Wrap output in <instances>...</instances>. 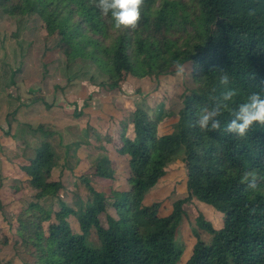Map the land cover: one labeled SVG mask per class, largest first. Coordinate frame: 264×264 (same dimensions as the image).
<instances>
[{
    "label": "trees",
    "instance_id": "obj_1",
    "mask_svg": "<svg viewBox=\"0 0 264 264\" xmlns=\"http://www.w3.org/2000/svg\"><path fill=\"white\" fill-rule=\"evenodd\" d=\"M0 14L19 20L38 17L45 39L56 37L50 53L62 55L58 70L66 77L53 85L50 93L55 96H75L83 88L77 77L82 71L71 70L78 62H84L80 69L93 70L88 82L99 93L122 95L130 82L138 95L145 85L156 84L158 89L162 78L175 74L173 62L185 64V75L193 81L192 89L180 95L177 113L152 116L145 105L132 102L126 118L110 115L99 125V119L85 111L90 109L87 101L78 110L72 103V112L48 104L45 93L33 97L30 105L20 104L37 111V118L20 122L13 113L15 131L11 133L9 124L6 131L0 127L2 135L15 139L19 153L4 157L5 174L20 177L11 181L10 189L33 194L26 205L19 204L9 224L15 234L12 244L2 236V246L9 247L14 258L11 264H181L183 246L175 235L188 208L210 240L203 242L195 234L183 264H264V125L254 124L243 139L224 131L251 93L264 95V0H144L137 28L124 31L113 28L95 0H0ZM49 65L54 62L44 63ZM223 72L229 75L228 86L219 83ZM11 75V85H16L15 72ZM43 86L47 93V82ZM228 88L237 95L222 101L227 107L219 117L221 129L201 131L195 124L200 111L216 102L210 97L221 100ZM87 97L91 99L90 93ZM120 98L112 105L116 109H123ZM97 126L107 131L114 127L121 144L88 171L86 158L78 152ZM107 131L104 145L112 138ZM179 153L187 195L162 215L161 203L145 201ZM118 162H125L124 179L118 177ZM57 168L60 176L70 173L84 185L86 197L77 196L74 207L59 196L66 188L54 178ZM253 170L255 190L242 183L243 174ZM195 202L222 214L218 229ZM108 204L116 218L106 213ZM104 214L106 225L100 221ZM92 233L96 247L87 243Z\"/></svg>",
    "mask_w": 264,
    "mask_h": 264
},
{
    "label": "rangeland",
    "instance_id": "obj_2",
    "mask_svg": "<svg viewBox=\"0 0 264 264\" xmlns=\"http://www.w3.org/2000/svg\"><path fill=\"white\" fill-rule=\"evenodd\" d=\"M19 19L20 17L18 16H3L0 14V62L3 64L5 62L6 65L12 69L11 71L15 72V81L17 82L16 86L10 85V83L6 89L4 83L8 81V76L7 80L4 78L0 79V91H4L2 89H5L3 94L6 95L8 93H12L14 96L13 99H15L7 106L9 112H11V110L17 105V100L19 101V104L30 105L29 103L30 101L32 103L31 99L33 97L41 98L46 96L45 98L48 104H60L67 112H72L74 110L73 105H71L72 103L77 104L78 110L81 106H83V103L87 101L90 105V109H86L85 111L96 113L98 115L101 114L104 119L103 121H105L108 114L112 110L115 111V114H118L117 109L114 108L115 101L119 100L120 96H122L124 99L123 108H127V110L124 111L126 112L124 114L125 118L130 113L129 111H131L132 102L145 105V107L150 110L152 116H157L162 111L166 112L171 110L173 113H177L180 109V95L184 93L185 90L189 91L193 87V81L190 77L187 75L177 76L174 74L162 78L158 89H155L156 84L145 85L142 88V93L140 95L134 93V83L132 82L124 85V93L122 95L117 92L112 94L99 93V90L91 87L89 83L91 82L89 81V77H91L93 70L88 68V66H84L80 69V67L84 65V62H78V64L75 65V69L73 67L71 70L72 72L74 70H78L77 72L80 70L82 71V75H80L79 72L77 77H79V80L82 81L83 88L80 89L78 94L75 96L71 95L64 97L62 95H56L55 97L54 94L50 93L53 85L62 83V81H64V77H66L63 70L59 71L62 65L58 64V62L62 61L60 58L62 55L57 54L55 51L54 53H50L52 49L54 50L53 45L56 37L52 36L49 39H45L46 33L42 25L43 23L38 17L32 16L29 18L24 17V19L21 20ZM50 62H54V66L49 65L48 67H44V63ZM4 69L5 68L3 66L0 67V74H3L2 71ZM95 80L98 81L97 78ZM44 82H47V93L43 91ZM44 93L45 96H43ZM89 93L91 95V99L87 100ZM29 110L23 111V116L20 117L22 122L33 121V119L37 118V111L35 112L34 110L33 112H30ZM10 115L8 114L6 116L4 110H2L0 112V124L3 125L6 121H8V124L11 127V133H13L16 128V123L11 120L13 116ZM76 122L79 128L80 124L78 121ZM97 122L99 125L100 122ZM92 124L94 125V123ZM58 125L59 124L55 123V126L59 127ZM3 126L5 127V125ZM96 128V133L89 131L88 145L83 149V151L81 150L78 152L80 158H86V166L84 167H87V169H89L88 171H91V168L95 167V160L103 156H111L112 148L118 147L121 144L119 132L116 134V129L114 127V132L112 131V128L108 131L105 130V127L103 126H97ZM105 131H110V135L112 137L108 138L110 143L107 145H104L106 137ZM13 140L15 139L12 137H6L5 135L0 136V264H11L14 260V258L11 257L12 252L10 248L2 246V236H6L8 238L9 245L12 244L11 241L15 239V234L14 228L11 229L9 224L13 225L16 213L19 209V204L26 205V203L30 201L33 196L31 191L27 192V190L20 188L19 184L14 185L15 187L20 188L19 191L13 193L12 191L14 190L10 189L11 180L8 177H2V175L7 173L5 171L7 166L6 161H4L5 155L11 159L15 157L14 155H19L18 151L13 147L15 146ZM182 158V153H179L175 162L169 167L168 174L149 194L145 201V204L155 201L161 203L162 215H166L170 212L171 205L175 200L184 198L187 195L184 184V166L181 162ZM62 164V161H60L59 165L61 166ZM117 167L119 168V173L121 174L118 175V177L120 179H124L126 177L125 162L124 164L118 162ZM64 173L65 174L61 176L54 175L55 179L62 180L66 188L60 192L59 196L63 201L74 207V204L76 203L75 199H77L76 197L81 196L85 198L86 190L81 181H78L77 183L70 173ZM88 176L91 178V175ZM75 184H78L79 187L77 188ZM9 192L12 194L9 195ZM195 203L202 212L204 218L211 222L215 229H218V227L221 226L222 214L214 211L213 209L212 211L210 208L198 202ZM50 204L51 200H47L45 202L47 207H49ZM190 211L191 210L188 208L186 215L183 216L179 226L177 227L175 235V242L183 246L181 264L185 262V259L190 254L192 246L197 240L195 234H198L200 240L203 242L207 243L210 240V235L205 233V231L199 227L195 216ZM106 213L116 218L115 212L113 208H111L110 204L107 206ZM105 216V214L100 216V221L103 225H106ZM68 224L72 226L74 233H79L73 218L68 219ZM87 243L90 247H96L94 245H97L98 241L94 233L90 235Z\"/></svg>",
    "mask_w": 264,
    "mask_h": 264
},
{
    "label": "clouds",
    "instance_id": "obj_3",
    "mask_svg": "<svg viewBox=\"0 0 264 264\" xmlns=\"http://www.w3.org/2000/svg\"><path fill=\"white\" fill-rule=\"evenodd\" d=\"M95 4L102 15L110 16L115 30L124 31L137 28L141 20V8L144 5V0H95ZM172 68L177 76H185V64L173 62ZM219 83L223 86L229 85L227 72H223L220 76ZM236 95L237 92L234 88H228L223 93L221 100L210 97L216 102L212 107H205L200 111L195 121L196 126L201 131L220 130L221 120L219 117L222 114V109L227 107L222 101H232ZM254 124L264 125V95L260 92L251 93L245 102L238 105L233 112V119L227 123L224 131L243 139ZM242 183H245L248 189L255 190L257 188L256 172L254 170L246 171L243 174Z\"/></svg>",
    "mask_w": 264,
    "mask_h": 264
},
{
    "label": "crops",
    "instance_id": "obj_4",
    "mask_svg": "<svg viewBox=\"0 0 264 264\" xmlns=\"http://www.w3.org/2000/svg\"><path fill=\"white\" fill-rule=\"evenodd\" d=\"M5 62H4V64L2 63V62H0V67L1 66H3L5 69L2 71L3 72V74H0V79L2 78H4L5 80H7V76H8V81H6V83H4V85H5V88L7 89L8 88V86H9V84L12 82V75H11V69H10V67H6L5 66ZM7 83H8V85H7ZM11 85V84H10ZM16 86V85H15ZM1 90V89H0ZM2 90H4L5 91V89H2ZM4 91H0V112L2 111V110H4V112H5V114H6V116L9 114H11L10 116H12L13 115V113L15 114V119H17V120H19L20 122H22V119L20 118L21 116H23V111H26L27 109H24V108H20V104H19V101L17 100V105L11 110V112H9L8 111V105H9V103H11L12 102V100L14 101L15 99H13V95H12V93L11 94H6V95H4L3 94V92ZM55 96V95H54ZM68 96H71V95H68ZM73 96V95H72ZM56 97V96H55ZM17 99V98H16ZM132 105V104H131ZM127 110V108L126 109H117V113L118 114H115V111H113V113L111 114V112L108 114V116H107V119L105 120V121H108L109 119H110V115H113L116 119H118V120H120V119H124L125 117H124V114L126 113V112H124V111H126ZM28 111V110H27ZM31 112V111H30ZM130 112V111H129ZM98 113V112H97ZM92 116H94V117H97L99 120H97V121H103L104 119H103V116L101 115V114H96V113H90ZM101 119V120H100ZM11 120H13V119H11ZM101 121V122H102ZM104 121V122H105ZM3 125H5V127L3 126ZM0 124V127L2 128V129H6L7 130V125H8V121H6L4 124ZM5 130V131H6ZM0 136H2V132L0 131ZM80 152V151H79ZM79 156V155H78ZM54 172H55V174L54 175H59V173H60V169L59 168H57V169H55L54 170ZM65 173H63V175H64ZM2 177L3 178H9L11 181H13V180H16V179H18V178H20V177H18V176H12V175H2ZM57 180V179H56Z\"/></svg>",
    "mask_w": 264,
    "mask_h": 264
}]
</instances>
